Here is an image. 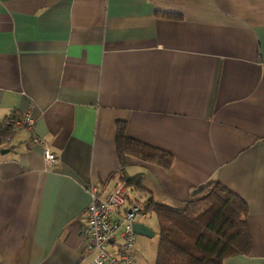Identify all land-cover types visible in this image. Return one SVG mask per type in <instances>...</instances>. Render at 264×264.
<instances>
[{
    "label": "crops",
    "instance_id": "0c3cea01",
    "mask_svg": "<svg viewBox=\"0 0 264 264\" xmlns=\"http://www.w3.org/2000/svg\"><path fill=\"white\" fill-rule=\"evenodd\" d=\"M26 113L34 129L0 144V264H92L89 187L119 185L118 122L174 157L129 159L142 202L222 184L251 235L223 264H264V0H0V122ZM152 215L136 223L156 236Z\"/></svg>",
    "mask_w": 264,
    "mask_h": 264
},
{
    "label": "trees",
    "instance_id": "16d2710c",
    "mask_svg": "<svg viewBox=\"0 0 264 264\" xmlns=\"http://www.w3.org/2000/svg\"><path fill=\"white\" fill-rule=\"evenodd\" d=\"M8 121L0 122V144L14 137ZM116 143L119 184H125L129 195L143 189L142 174L130 177L126 172L129 159L164 169L173 164L171 153L128 138L125 122L117 123ZM142 204L159 223L156 264H223L229 257L250 252L248 205L220 183L200 188L183 209L160 205L151 197Z\"/></svg>",
    "mask_w": 264,
    "mask_h": 264
},
{
    "label": "built area",
    "instance_id": "2783aa9c",
    "mask_svg": "<svg viewBox=\"0 0 264 264\" xmlns=\"http://www.w3.org/2000/svg\"><path fill=\"white\" fill-rule=\"evenodd\" d=\"M7 124L13 128L15 135L22 129L32 131L35 120L29 113L23 117L15 114ZM34 142L38 143L39 139L34 138ZM44 158L47 167L54 166L57 161L48 146L44 148ZM89 193L91 202L86 211L84 235L88 250L93 255L92 264H137L134 255L137 243L134 225L149 216L142 202L127 194L124 183L119 184L107 197L102 196L96 185L89 187Z\"/></svg>",
    "mask_w": 264,
    "mask_h": 264
},
{
    "label": "rangeland",
    "instance_id": "374dc122",
    "mask_svg": "<svg viewBox=\"0 0 264 264\" xmlns=\"http://www.w3.org/2000/svg\"><path fill=\"white\" fill-rule=\"evenodd\" d=\"M131 197L134 200H138V201H142L143 200V196H141L139 193H132ZM152 219H154V221H156V215H152L151 216ZM158 230H157V234L154 237L151 238H142L139 236L140 239H144V241H146V247L142 246L139 247V242H138V246L135 247L134 250V255L135 257L137 256V261L136 263L138 264H154V256L156 257L157 255V249H156V241H158ZM143 250V251H142ZM142 258V260H141Z\"/></svg>",
    "mask_w": 264,
    "mask_h": 264
},
{
    "label": "water",
    "instance_id": "95a60500",
    "mask_svg": "<svg viewBox=\"0 0 264 264\" xmlns=\"http://www.w3.org/2000/svg\"><path fill=\"white\" fill-rule=\"evenodd\" d=\"M7 152L8 151H5V150L2 151V153H7ZM134 231L137 235H140V236H145V237H153L154 236L153 232L149 228H147L144 225L138 224V223H135Z\"/></svg>",
    "mask_w": 264,
    "mask_h": 264
}]
</instances>
